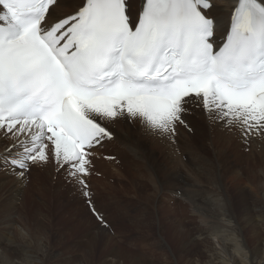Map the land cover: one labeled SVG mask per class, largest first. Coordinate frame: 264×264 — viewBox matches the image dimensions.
Returning a JSON list of instances; mask_svg holds the SVG:
<instances>
[{"label": "snow or ice", "instance_id": "6c2138e0", "mask_svg": "<svg viewBox=\"0 0 264 264\" xmlns=\"http://www.w3.org/2000/svg\"><path fill=\"white\" fill-rule=\"evenodd\" d=\"M214 11L213 0H142L133 21L129 0H0L5 164L25 176L51 160L86 188L110 128L131 120L172 138L201 106L245 143L264 139V0Z\"/></svg>", "mask_w": 264, "mask_h": 264}, {"label": "bare ground", "instance_id": "6f19581e", "mask_svg": "<svg viewBox=\"0 0 264 264\" xmlns=\"http://www.w3.org/2000/svg\"><path fill=\"white\" fill-rule=\"evenodd\" d=\"M64 2L67 3L68 0H64ZM141 3L142 0H136V10L140 9ZM213 3L219 8V11H214L213 14L226 17L228 6L234 7L236 0H213ZM71 12V8H60L56 10V16L62 18ZM225 23L227 25V21ZM187 119L191 131L178 124L177 135L172 138L145 132L141 123L131 120L121 121L118 126L109 129L113 134L108 146L111 148V154L115 155L118 160L119 158L123 159V162L129 160V165L138 172L150 170L149 176L146 173L144 176L136 174L140 178L147 179L151 185H155L154 190L157 198L166 193L167 197L176 205L181 203V207H178L177 211V213L180 211L181 216L175 212L174 215H176L168 222L165 220L156 222L152 218L159 236L152 233L154 226L148 212L151 207L152 213L155 215L158 208L150 206L149 199L142 203L144 208L140 212L146 218L140 220L142 218L137 215L131 220L129 230L126 232L117 230L120 233L117 232L122 241L121 244L117 249L106 250V246L114 244L111 236L98 229L97 237H93L91 233L82 231L84 225L79 221L71 228V219H69L68 223H64V228H57L62 230L59 235L51 236L49 232L53 231V227L45 202L40 198L41 191L38 190L37 194L41 201H36L33 195L30 197V206L32 207L30 213L24 211V201L19 208L15 207L13 199L18 197L15 193L12 195V200L1 202L3 205H0V216L3 220L0 222V228L4 229L0 232L7 233L10 231V227L17 223L23 234L13 235L10 233L11 236L8 238L0 239V264H172L169 262V256L164 252L165 249L162 250L167 242L163 240L161 232L166 233L167 231L172 232L170 233V242L174 246L177 244L176 241L181 240L178 242L180 243L179 249L172 252L175 256L173 261L175 264H182L186 260L190 261L189 257L193 253L189 250L191 248L197 250L193 256H197L198 260L204 258V263L200 264H229L228 257L231 258V264H264V139L249 138V142L245 143L235 131L230 132L226 128L210 122L206 118V114L202 112V106L201 108L193 107ZM133 128L141 131L140 136L134 133ZM202 136L206 148L205 153L199 147V142L196 143L201 140ZM21 139H25V137H21ZM105 140L90 150L92 153L89 157L91 163L94 161L93 157H96L95 155L98 153L97 150L102 145L107 146ZM3 142L5 141L0 140V143ZM6 143H11V141ZM206 152H210V159L206 157ZM103 155V159L108 156V154ZM109 160H104V163L94 161L99 173L97 176L104 181L103 185H108L107 181L112 183L114 178H117L110 173L109 169L118 172L121 178L124 176L120 172V168L115 167L116 165ZM46 166L47 169L49 167L56 169L57 165L49 160ZM101 167L103 169L100 171ZM131 173L134 174V172ZM63 175L64 173L59 177L63 178ZM137 175L135 176L137 177ZM71 180L73 181L67 183L68 188H65L76 190L79 202H82L80 194L85 191L80 188L76 180L74 181L73 178ZM14 184H16L15 181ZM92 184H94L93 181ZM120 187L123 186L120 185ZM130 187L136 191L134 185ZM34 188L37 190L36 187ZM88 188L91 190L92 187ZM232 188H236V193L234 189L232 193L230 192ZM31 190L33 191V187ZM91 192L90 199H93L94 208L97 207L96 210H99L98 207L101 206L109 213L106 216L100 214L108 227L111 220L116 221L128 214L130 203L126 205L122 199H116L93 188ZM135 195L137 196L138 193ZM7 196L9 198V193ZM70 198L69 193L68 199ZM193 200L203 214L194 211ZM182 201L187 202L193 216L197 219L198 226L195 228L190 229L187 227V223V225L184 224L182 215L185 206ZM158 206L161 207V203ZM161 209L167 210L166 208ZM174 209L175 207L172 211ZM79 213L83 214V212ZM14 214L18 217L17 221L13 217ZM110 215L116 216L111 218ZM93 220L98 223L100 229H108L101 224L97 217ZM173 225L177 227L174 228ZM192 232L199 239L193 237L194 240H192ZM16 236H20V238ZM100 237L106 238V246L102 248V251L98 247L97 239ZM158 237L161 240H158ZM152 238H154L153 249L155 251L159 249L158 253L152 252L153 250L146 251L148 247L146 242ZM57 247L58 249L64 247L68 257L63 254L64 252L60 254ZM169 249L174 250L170 246ZM97 252H100L99 256H96ZM225 253H227V257Z\"/></svg>", "mask_w": 264, "mask_h": 264}, {"label": "rangeland", "instance_id": "374dc122", "mask_svg": "<svg viewBox=\"0 0 264 264\" xmlns=\"http://www.w3.org/2000/svg\"><path fill=\"white\" fill-rule=\"evenodd\" d=\"M76 2H77V0H68L67 3L72 4V3H76ZM137 12H138V10H136V0H129V14L131 15V17L135 18ZM204 125H205V123H204ZM134 129L135 128L132 129L134 131V133L137 136H140L141 131L139 129H136V130H134ZM139 131H140V133H139ZM0 135H2V133H0ZM105 141H106L105 144L107 146L102 145L100 147V149L97 150L98 153L95 155L96 157H93L94 159L93 158L92 159L95 162H101V163H104L103 162L104 160L110 159L109 161L114 163L116 165L115 167L118 166L120 168L119 169L120 172H122L125 177L122 175L123 177L121 178L120 175L118 174V172H113L112 169H109L110 173L112 175L116 176L117 178L115 179L113 177L114 181L112 183L107 181L108 185H103L102 183H104V181L101 180V178L99 176H97L99 173L97 172L98 169H96V163L94 161H92V163L88 166V173L89 174L87 176L81 177L85 181L87 187L86 188L83 187L81 184H79L76 181V183H78L80 185V188L89 194L86 196L81 191L82 193L80 194V196L82 197V200H83V201L81 200L82 202H79L80 199L78 198V195H76L77 194L76 190L74 191V189H71V188L66 189L65 188V187H67L68 181H73V180H71L70 176H67L68 174L63 169L58 170L57 166H56V169L52 168V167H49V169H47V166H46L47 164H35V165L29 164L28 173H26L25 176H20L18 174L19 170L14 169L11 166V157H9V163L5 164L4 156H2V154L6 155V153L4 152V145L6 144V142L0 143V149H1V151H0V196L1 197L0 198L4 199V200H2V199L0 200V205H3L2 203H5L6 201L7 202L10 201L9 199L12 200V195L16 193L18 195V197H14L15 199H13L15 207L18 206L16 208H19L22 201H24V203H23V207L25 206L24 211H27L28 213H30V210L32 208L30 206V204H31L30 197L33 195V198H36L35 199L36 201L40 200L38 195H37L38 190H40L41 191L40 192V195H41L40 198H42L44 200L46 210L50 214L49 220L52 223V227H53V231L49 232L51 236L55 237V235L56 236L59 235L62 232V230L61 229L59 230L57 228H64L65 227L64 223H68L69 219H71V228L74 225H76L77 221H79V222L83 223L82 225H84L82 231H87V232L91 233V235L93 237H97L98 229L103 230L104 232H106V234L108 236H111V238L113 239L112 241L114 242L115 245L111 244V245L106 246V238L105 237H104L105 239L103 237H100L99 239H97L98 243H99L98 247L102 251V248L104 246H106L105 247L106 250H108L110 248L117 249L119 247V244H121L122 241L119 238L120 233L117 230H120L121 232H126L127 230H129L131 227L130 226L131 220L133 218H135L137 215H139V218H142L140 220H144L146 218L144 216V214H140V212L144 208V205L142 203L143 202L145 203L149 199L150 203H151L150 206H152V207L157 206V208H158V209H156L157 211L155 210L156 211L155 215L152 213L153 211H152L150 206H149L150 209L148 212L150 214L149 216H150V219L152 220V224L154 226V231L152 233L155 236H159V233L156 231V226H155L152 218H154V220H156V222L158 220L159 221L165 220V222H168L169 219L172 218L173 216H175L176 214L181 216L180 211L177 213L178 207H181V203H177V205H176V203H174L173 201H171L167 197L166 193H164L162 196H160V198H157V195H156L155 190H154L155 185L154 186L151 185L147 179L142 178V177L140 178V176H138L136 174V173H138V174L144 176L146 173L149 176L150 170H147V172H145L143 170L138 172L137 170L132 169L133 167L129 165V162H130L129 160H126V162H123L124 160L121 158H119V160H118L117 157L115 155L111 154V152H110L111 148L108 147L110 145L109 140L106 139ZM203 141H204V137L202 136L201 140L196 141V143L199 142V147L202 148L204 150V153H205L206 148L204 146L205 143H203ZM108 152H110V153H108ZM209 153L210 152H206V157L208 159L211 158V155ZM103 154H108V156L104 157V159H103V156H104ZM101 169H103V168L101 167L99 170L101 171ZM131 172H134V174L137 175V177ZM53 173H54V175H53ZM63 173H64L63 178H60L59 175L60 174L62 175ZM130 176H132V177H130ZM133 177L135 180L133 179ZM14 179H16V180H14ZM14 181L17 185L14 184ZM74 181H75V179H74ZM92 181L94 182V184L91 185ZM18 183H20V184H18ZM99 183L101 184V186H99L100 185ZM120 185H122L123 187H120ZM133 185H134V187H136V191H134L130 187ZM38 186H40V187H38ZM89 186H91L94 190H100L102 192H105L108 195H110L116 199H122L126 205H128V203H130L131 207L129 208L128 214L125 217H121L118 220L116 219V221L111 220L110 226L108 227V229H100L98 227V223H96L94 221L95 219L93 220V218L97 217L96 213L99 215L102 214L103 216L104 215L106 216L109 213H108V211L102 209L101 206L98 207L99 210H96L97 207H96V209L94 208L95 205H93L94 204L93 199L92 200L90 199V194H92V192H91L92 188L90 190L88 188ZM32 187H33V191L31 190ZM34 187H36L37 190H35ZM65 189H66V191H64ZM233 189H234V192L236 193V191H235L236 188H232L230 190V192L232 193ZM89 191H90V193H89ZM3 193H5L7 195L9 193V195H10L9 198L5 194L2 195ZM69 193L71 195L70 199H68ZM137 193H138V195L136 196L135 194H137ZM145 193H146V195H145ZM6 196H7V198H6ZM18 199H19V201H18ZM97 200L99 201V199H97ZM15 201H18V203L17 202L15 203ZM164 201H165V203H164ZM168 201H170V202L167 203ZM182 202H183V205L185 206V208L183 210L184 212L182 215V219L184 221V224L185 225L188 224L187 227L190 229L195 228L196 226H198L197 219H196V217L193 216L192 210L188 207L187 202H184V201H182ZM140 203H141V205H140ZM160 203L162 205L161 207L158 206V205H160ZM172 205H174L173 207H175V209L173 211H172V209H173ZM169 206H171V207H169ZM161 208H164V209L166 208L167 210H163ZM94 210H96V211H94ZM99 211L100 212L106 211V212L100 213ZM79 212H83V214H81ZM175 212H176V214L174 215ZM52 216H53V218H52ZM115 216L116 215H114V216L110 215L111 218L112 217L115 218ZM13 217L16 218V221H17V218H18L17 215L14 214ZM193 219L195 221H191ZM2 220H3V218H2V216H0V222ZM58 220L59 221L62 220V221L59 222ZM175 226L176 225H173L174 228H175ZM2 229H4V228L1 227L0 231H2ZM150 230L152 231V229H150ZM10 231H8L7 233L6 232H2V233L0 232V239L8 238V236H11V234H13V235H18V233H19V235L23 234L22 230L20 229V227L18 226L17 223L13 224L10 227ZM117 232L119 234H117ZM132 232H134V231H132ZM170 233H172V232L171 231H167L166 233L161 232L163 240H165L168 244V246H167V244H164L162 250L165 249L164 252H166L167 256H169V258H170L169 262L172 264H175L173 262L175 259V256H174V253H172V252L177 251L179 249L178 247H179L180 243H178V242H181V240L179 239L178 241H176L175 243H177L178 245L176 244L174 246L173 243L170 242L171 241ZM191 234H192V238H191L192 240H194L193 237L195 239L197 238L196 234L194 232H192ZM69 236L71 237V235H69ZM16 237H18V236H16ZM18 238H20V236ZM154 238H152V240H149L148 242H146L147 244L145 243L148 246L146 251L150 250L149 252H151L153 250L152 252L158 253L159 249H156V251L153 249L152 244L154 242ZM121 239H123V238H121ZM197 239H199V238H197ZM158 240H161L160 237H158ZM104 243H105V245H104ZM111 246H113V247H111ZM169 246H170V248H172L174 250L169 249ZM149 248H151V249H149ZM59 249L57 247V251L60 254L63 252H64L63 254L67 253L66 251H64V247H62V248L59 247ZM189 250L193 251L192 256L189 257L191 259H190V261L186 260V261L182 262V264L204 263V258H201L200 260H198L197 256H193V255H195V251H197V250H195V248L194 249L191 248ZM60 251H62V252H60ZM200 252H201V250H200ZM97 253L98 254H96V256L97 255L99 256L100 252H97ZM65 255L68 257L67 254H65Z\"/></svg>", "mask_w": 264, "mask_h": 264}]
</instances>
